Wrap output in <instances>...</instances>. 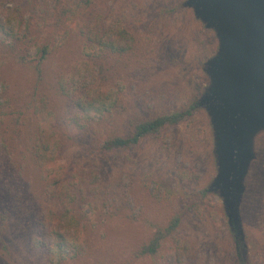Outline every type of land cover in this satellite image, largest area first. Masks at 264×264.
Here are the masks:
<instances>
[{
	"label": "rangeland",
	"instance_id": "obj_1",
	"mask_svg": "<svg viewBox=\"0 0 264 264\" xmlns=\"http://www.w3.org/2000/svg\"><path fill=\"white\" fill-rule=\"evenodd\" d=\"M185 1L93 0L61 26L41 80L0 43V111L48 102L62 137L57 166L74 192L70 202L59 187L49 188L28 137L15 132L7 148L2 138L9 121L0 127V264H51L34 239L46 240L54 230L82 244L62 264H238L224 198L212 188L219 164L205 107L132 148L97 151L109 135L127 136L142 120L190 108L209 85L205 63L217 54L219 38ZM17 7L12 1L1 5V19ZM97 30L103 44L95 39ZM94 46L101 47L99 55L86 52ZM82 62L102 90L117 91L113 109L88 133L69 122L74 103L59 89L61 76ZM253 150L240 219L246 261L264 264V130ZM175 214L182 221L174 236L156 255L135 257L152 235L148 220L167 222Z\"/></svg>",
	"mask_w": 264,
	"mask_h": 264
},
{
	"label": "trees",
	"instance_id": "obj_2",
	"mask_svg": "<svg viewBox=\"0 0 264 264\" xmlns=\"http://www.w3.org/2000/svg\"><path fill=\"white\" fill-rule=\"evenodd\" d=\"M8 1L17 2L18 7L13 12H8L7 16L2 19L1 13L3 12L0 8V43L7 47L17 64L32 69L37 80H41L44 74V63L55 48L61 26L66 22L69 24L73 22L74 17L93 0H0V7ZM48 29L51 31L47 32ZM95 39L98 44H103L105 40L98 30L95 32ZM106 43L113 50L116 49V41L108 39ZM94 47L97 50L92 51L85 48L86 52L99 55L101 47ZM96 82L94 71L85 62L75 65L70 73L62 75L59 80L61 93L71 98L74 103V111L68 118L69 122L87 133L90 124L110 112L116 103L117 91L115 89L102 90ZM0 97L3 98L2 91H0ZM29 107L30 105L16 112L15 110L0 111V127L9 121L8 136L3 137L2 142L8 148L6 141H10L15 132L19 138L28 137L27 142H32L34 159L40 166L42 175L49 181L48 187H59L58 192L65 195L67 200L73 199L72 183L65 180L63 170L57 166V159L62 148V137L58 130V114L48 102L44 101L34 102L31 108ZM198 107H200L199 100H196L190 108L142 120L127 136L109 135L100 140L97 151L107 154L119 149L132 148L143 138L157 134L164 127L177 125L188 119ZM12 128L13 132H11ZM105 206L107 211H110L111 205L107 201ZM70 219L76 220L73 216ZM148 221L154 229L150 238L134 251L133 254L137 258L156 255L166 240L174 236L182 217L180 214H175L167 222ZM230 226L237 248L238 264H250L244 257V238L241 237L235 224H230ZM50 235L46 240L36 237L34 244L51 264H62L65 260L80 253L82 244L78 237L73 236L69 239L66 234L56 230Z\"/></svg>",
	"mask_w": 264,
	"mask_h": 264
},
{
	"label": "water",
	"instance_id": "obj_3",
	"mask_svg": "<svg viewBox=\"0 0 264 264\" xmlns=\"http://www.w3.org/2000/svg\"><path fill=\"white\" fill-rule=\"evenodd\" d=\"M197 18L214 29L219 49L205 63L210 83L199 98L214 126L219 173L212 188L224 198L231 225L244 238L240 203L264 130V0H186Z\"/></svg>",
	"mask_w": 264,
	"mask_h": 264
}]
</instances>
